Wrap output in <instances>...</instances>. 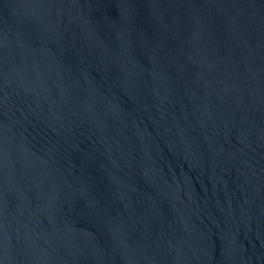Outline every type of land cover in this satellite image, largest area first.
Returning <instances> with one entry per match:
<instances>
[{
	"label": "water",
	"instance_id": "1",
	"mask_svg": "<svg viewBox=\"0 0 264 264\" xmlns=\"http://www.w3.org/2000/svg\"><path fill=\"white\" fill-rule=\"evenodd\" d=\"M0 264H264V0H0Z\"/></svg>",
	"mask_w": 264,
	"mask_h": 264
}]
</instances>
